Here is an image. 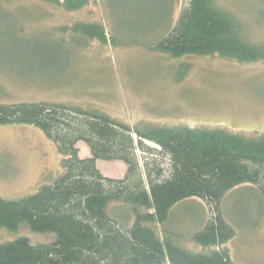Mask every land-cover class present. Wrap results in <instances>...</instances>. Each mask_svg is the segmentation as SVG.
Segmentation results:
<instances>
[{"label": "rangeland", "instance_id": "rangeland-1", "mask_svg": "<svg viewBox=\"0 0 264 264\" xmlns=\"http://www.w3.org/2000/svg\"><path fill=\"white\" fill-rule=\"evenodd\" d=\"M215 2L240 19L249 40L264 45V0ZM171 3L90 0L79 11H66L42 0H0V103H63L100 109L132 126L220 127L263 135L264 59L243 63L218 54L175 58L156 51L153 45L169 34L189 0ZM80 22L103 24L112 41L74 32ZM77 147L82 158L91 156L87 143L78 141ZM63 158L35 126L0 125V195L10 200L39 191L64 172ZM97 165L104 176L116 179L127 170L121 160L99 159ZM259 200L258 187L247 183L222 201L223 214L236 230L225 244L234 264H264ZM126 209L110 205L113 216ZM211 214L203 199L190 198L176 205L168 225L182 232L187 247L200 250L190 236ZM157 228L161 233L163 228ZM23 235L32 244L55 237L22 225L18 231L0 228V243Z\"/></svg>", "mask_w": 264, "mask_h": 264}, {"label": "trees", "instance_id": "trees-1", "mask_svg": "<svg viewBox=\"0 0 264 264\" xmlns=\"http://www.w3.org/2000/svg\"><path fill=\"white\" fill-rule=\"evenodd\" d=\"M42 1L66 11L90 2ZM178 18L153 45L156 51L175 58L264 59V45L249 40L240 19L215 0H189ZM73 30L102 43L113 39L101 23L80 22ZM7 124L42 130L65 158L64 172L32 195L10 200L0 195V228L18 231L26 225L33 233L55 236L45 244H32L25 235L1 242L0 264H234L225 244L236 230L223 214L222 201L247 183L258 187L264 224V134L142 122L132 126L100 109L46 102L0 103V125ZM78 141L88 144L91 156H80ZM99 159L123 161L125 176H104ZM190 198H201L212 209L190 236L200 250L187 247L182 232L168 225L176 205ZM111 203L127 209L113 216Z\"/></svg>", "mask_w": 264, "mask_h": 264}]
</instances>
